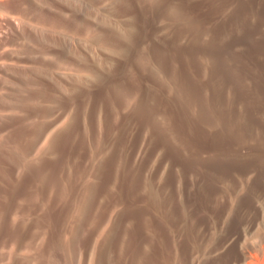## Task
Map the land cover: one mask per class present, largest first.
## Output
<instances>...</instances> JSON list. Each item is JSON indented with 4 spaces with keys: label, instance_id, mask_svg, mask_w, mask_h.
Here are the masks:
<instances>
[{
    "label": "rangeland",
    "instance_id": "374dc122",
    "mask_svg": "<svg viewBox=\"0 0 264 264\" xmlns=\"http://www.w3.org/2000/svg\"><path fill=\"white\" fill-rule=\"evenodd\" d=\"M0 264H264V0H0Z\"/></svg>",
    "mask_w": 264,
    "mask_h": 264
}]
</instances>
